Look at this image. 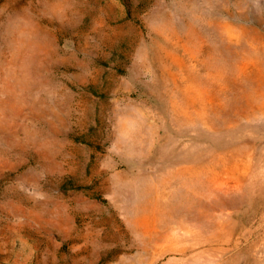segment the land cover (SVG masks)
Wrapping results in <instances>:
<instances>
[{
    "label": "rangeland",
    "instance_id": "1",
    "mask_svg": "<svg viewBox=\"0 0 264 264\" xmlns=\"http://www.w3.org/2000/svg\"><path fill=\"white\" fill-rule=\"evenodd\" d=\"M0 264H264V0H0Z\"/></svg>",
    "mask_w": 264,
    "mask_h": 264
}]
</instances>
